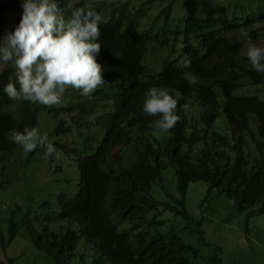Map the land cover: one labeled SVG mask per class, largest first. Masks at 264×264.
Wrapping results in <instances>:
<instances>
[{
	"label": "trees",
	"instance_id": "16d2710c",
	"mask_svg": "<svg viewBox=\"0 0 264 264\" xmlns=\"http://www.w3.org/2000/svg\"><path fill=\"white\" fill-rule=\"evenodd\" d=\"M259 1L257 12L224 14L201 25L190 18L173 22L170 6L146 29L147 2L131 16V0L119 6L109 0H57L66 18L84 4L103 17L96 60L105 83L90 98L75 91L72 104L49 108L10 100L3 87L14 67L0 72V170L1 179H7L0 190L13 178L5 174L4 161L12 170L22 160L15 154L19 145L8 139L10 130L36 128L44 111L57 120L44 146L64 138L53 145L73 158L79 174L76 195L51 194L37 212L23 216L37 250L55 264H224L222 249L206 243L202 221L189 213L186 196L191 184L205 183L208 199L226 196L246 219L264 215V97L240 94L245 81L264 89V73H257L242 55L249 39L254 44L264 39V3ZM21 3L0 0V37L8 15L17 16L18 25ZM152 45L167 54L158 64L149 58ZM185 57L191 60L187 69L181 66ZM184 71L198 76V82L190 86L182 79ZM153 86L178 101L180 122L164 134L155 131L159 117L142 111ZM188 101L189 110H179ZM11 156L14 161L8 160ZM50 160L51 173L63 171L53 156ZM169 167L178 181V196L168 194L167 202H159L152 190L159 185L167 193L164 171ZM20 212L19 207L8 220V236L0 232L4 254L17 238ZM164 213L180 217L184 228L167 226ZM182 232L196 234L212 254L205 259ZM13 262L0 256V264Z\"/></svg>",
	"mask_w": 264,
	"mask_h": 264
},
{
	"label": "rangeland",
	"instance_id": "374dc122",
	"mask_svg": "<svg viewBox=\"0 0 264 264\" xmlns=\"http://www.w3.org/2000/svg\"><path fill=\"white\" fill-rule=\"evenodd\" d=\"M144 2L149 4L148 10H150V16L142 22L146 29H149L157 16L170 6L172 7V21L177 24L185 18H190L201 25L209 18H217L224 14L231 17L235 13L237 16L242 15L244 10L258 11L256 0H131V16L139 10ZM259 2L262 4L264 0ZM5 20L6 33L10 31L9 26L17 24V16L8 15ZM237 37L239 40L241 39V35H237ZM256 45L264 47V39ZM246 48L247 45L242 51V55H246ZM166 55L159 47L152 45L149 58L152 63L158 64L159 60H163ZM8 65L13 66L11 63ZM4 68V65H0V72ZM261 90L262 92L250 85L249 81H245L242 82L240 94H258L264 97V89ZM75 91L77 90L66 89L62 94L60 104L54 105V107L72 104ZM56 124V118L44 111L38 117L36 129L41 135L48 136L55 130ZM60 139L64 140V138ZM60 139L53 138L52 144ZM46 147L47 145H38L33 152L25 153L19 146L15 154L22 160L15 161L17 168L10 170L11 165L8 161L3 163L5 174L9 173V177L13 178L10 179L8 185L0 190V232L2 235L8 236V220L13 212L18 211L19 207L21 208V212L16 218L17 238L9 246L6 254L0 249L1 258L5 261L14 259L13 264H55L48 254L33 246L22 223V218L29 211L37 212L40 204L49 198L52 199L53 195L64 193L74 196L79 191V174L73 158L58 153L57 150L46 158ZM51 156L54 157L56 165L63 166V171L51 173L53 163L50 160ZM8 160L14 161V156ZM1 166L0 162V168ZM14 169L16 172L12 174L11 171ZM47 171L49 172L46 174ZM1 177L0 170V183L3 180L7 181ZM164 179L167 193L159 185L154 186L152 190L153 197L159 202H167L168 194L178 196V181L172 168L169 167L164 171ZM207 194L208 186L205 183H195L190 185L186 196L189 213L196 220L202 221L206 243L222 249L221 258L224 264H264V215L246 219V214L239 213L235 202L226 196L214 195L208 199ZM52 202L58 207L57 200ZM162 219L167 226L173 225L179 229L185 226V222L180 217L170 213H164ZM182 237L187 244L198 248L205 259L212 254V248L210 249L209 246L201 242L196 234L182 232Z\"/></svg>",
	"mask_w": 264,
	"mask_h": 264
},
{
	"label": "clouds",
	"instance_id": "9594fccd",
	"mask_svg": "<svg viewBox=\"0 0 264 264\" xmlns=\"http://www.w3.org/2000/svg\"><path fill=\"white\" fill-rule=\"evenodd\" d=\"M126 0H109L117 6ZM21 19L14 30L0 37V65L12 64L14 72L3 87V93L12 101H24L51 108L61 102L66 89H74L90 98L102 87L103 66L96 57L102 45L99 43L100 24L103 17L94 7L84 4L74 7L66 18L57 0H22ZM246 56L257 73H264V47L250 39L247 41ZM191 60L185 57L181 66L189 68ZM190 86L199 77L191 71L182 73ZM191 102L179 105L187 112ZM178 101L162 87H151L143 101L142 111L149 116L159 117L155 131L166 133L180 122L177 114ZM10 142L21 146L25 153L43 146L48 136L41 135L36 128L10 130ZM56 151L49 142L45 157Z\"/></svg>",
	"mask_w": 264,
	"mask_h": 264
}]
</instances>
